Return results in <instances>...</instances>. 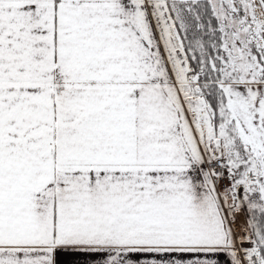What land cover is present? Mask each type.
<instances>
[{"label":"snow or ice","instance_id":"obj_1","mask_svg":"<svg viewBox=\"0 0 264 264\" xmlns=\"http://www.w3.org/2000/svg\"><path fill=\"white\" fill-rule=\"evenodd\" d=\"M0 264H264V0H0Z\"/></svg>","mask_w":264,"mask_h":264}]
</instances>
